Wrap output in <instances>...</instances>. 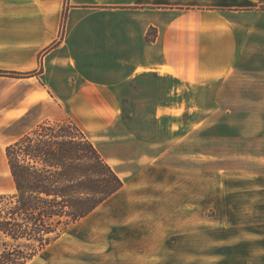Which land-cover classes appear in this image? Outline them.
<instances>
[{"label": "crops", "instance_id": "crops-1", "mask_svg": "<svg viewBox=\"0 0 264 264\" xmlns=\"http://www.w3.org/2000/svg\"><path fill=\"white\" fill-rule=\"evenodd\" d=\"M7 72L36 74L1 76ZM240 82L252 96L240 101L264 102V0H0V94L11 85V111L55 103L124 182L75 224L86 256L98 251L94 235L112 237L124 254L143 251L136 260L144 262L186 254L169 247L196 208V161L210 163V142L196 135L222 117V92ZM251 113L258 125L222 129L234 135L235 156L252 151L264 166V110ZM225 178L264 182L260 173ZM263 187H222V264H264ZM246 196L250 205L228 204Z\"/></svg>", "mask_w": 264, "mask_h": 264}, {"label": "trees", "instance_id": "trees-1", "mask_svg": "<svg viewBox=\"0 0 264 264\" xmlns=\"http://www.w3.org/2000/svg\"><path fill=\"white\" fill-rule=\"evenodd\" d=\"M0 264H29L124 186L73 122L43 121L6 147Z\"/></svg>", "mask_w": 264, "mask_h": 264}, {"label": "rangeland", "instance_id": "rangeland-1", "mask_svg": "<svg viewBox=\"0 0 264 264\" xmlns=\"http://www.w3.org/2000/svg\"><path fill=\"white\" fill-rule=\"evenodd\" d=\"M35 74V72H7L1 74V76L26 78L34 76ZM21 87L24 89L26 85ZM247 89H249V87H245L241 82L236 86H228L227 90L222 92V117L219 118V114L212 117L210 120V127H208L210 132L205 131V133L196 135V141H200L201 143L204 140L210 142V163L207 166V162L203 165L196 161V208L193 215H188V230L174 231V233H178V235L174 237L179 238V241L178 243L175 242L176 245L169 247L170 250L172 248H177L178 251L183 250L181 252L186 254L182 255L175 251L174 255L169 254V256H167L163 264H222V236H227L222 234V187L223 192H225L224 190H233L236 188H238V190L252 192L257 190V186H264V182L261 180L251 182L245 180L246 178H240L239 180L225 178L237 172L240 175L250 173L264 174V166L257 164L248 157L247 153H252V151L240 150L237 151V155L235 156V148L228 143L229 138L234 135H230L226 130L222 129L227 126H250L252 124H259L258 118L252 117L251 112L264 110V102H254L250 100L240 101L241 98L246 99L252 97L250 91H247ZM10 93L11 85L5 84L0 94V96L3 95L2 97L8 99L4 101L0 100V191L12 193L14 192V184L5 155L7 144L43 121H71L66 117L59 116V109L53 102L44 103L31 101L22 103L20 107H23L24 111L16 116L17 113L11 110L17 106L18 103L10 100ZM236 93H238V95H236ZM27 107H29L28 111ZM230 112L233 114H230ZM2 113L5 114L3 115ZM25 113L26 117L21 121L19 116ZM242 136H244V134ZM207 169L210 170V181L207 183L205 175L203 184L202 179L198 178V175H200L203 170L206 172ZM222 175L224 180L222 179ZM259 190L261 193H264V187ZM236 203L250 205L248 197H241L238 200H234L233 198L228 199V204ZM240 216L243 218V221L248 217V215ZM191 221L193 226L190 224ZM180 224L182 225V223ZM80 227V225H73L70 227L58 242L54 243L29 264H155L154 262L136 260L139 254V257H142V254H144L143 251L142 253H138V255L132 252L130 254H128V252L124 254L125 250L121 245L117 247L110 246L109 241L112 237L106 236L100 237L94 235V242L98 241V239L101 241L97 248L98 251L92 256H86L83 250L85 247L76 244L78 243L76 240L78 236H85L81 234ZM84 232L87 231L84 229ZM230 236H237V232H232ZM184 239H187V242L182 241ZM183 242L186 243V245L182 244ZM77 248L80 250L78 251ZM118 256H129L131 260L128 262L121 260L120 262L117 259ZM182 257H188L189 259L194 257L195 260L182 261Z\"/></svg>", "mask_w": 264, "mask_h": 264}]
</instances>
